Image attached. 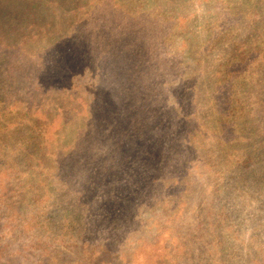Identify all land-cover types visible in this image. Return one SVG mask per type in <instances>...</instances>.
Here are the masks:
<instances>
[{"label": "rangeland", "instance_id": "1", "mask_svg": "<svg viewBox=\"0 0 264 264\" xmlns=\"http://www.w3.org/2000/svg\"><path fill=\"white\" fill-rule=\"evenodd\" d=\"M0 264H264V0H0Z\"/></svg>", "mask_w": 264, "mask_h": 264}, {"label": "trees", "instance_id": "2", "mask_svg": "<svg viewBox=\"0 0 264 264\" xmlns=\"http://www.w3.org/2000/svg\"><path fill=\"white\" fill-rule=\"evenodd\" d=\"M43 1H49V0H43ZM24 9V8H23ZM20 10L22 11V7H20Z\"/></svg>", "mask_w": 264, "mask_h": 264}]
</instances>
